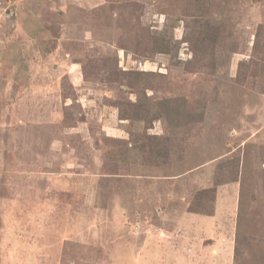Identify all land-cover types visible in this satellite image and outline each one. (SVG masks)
<instances>
[{
  "label": "rangeland",
  "instance_id": "1",
  "mask_svg": "<svg viewBox=\"0 0 264 264\" xmlns=\"http://www.w3.org/2000/svg\"><path fill=\"white\" fill-rule=\"evenodd\" d=\"M261 24L264 0H0V264H264Z\"/></svg>",
  "mask_w": 264,
  "mask_h": 264
},
{
  "label": "trees",
  "instance_id": "2",
  "mask_svg": "<svg viewBox=\"0 0 264 264\" xmlns=\"http://www.w3.org/2000/svg\"><path fill=\"white\" fill-rule=\"evenodd\" d=\"M209 24V23H208ZM208 24H206L204 27H206ZM263 29H264V24H261L260 26H259V29H258V33H257V36H258V39H257V42H255V48L257 47V46H261L260 45V43L262 44V37H261V34H262V32H263ZM179 100H181V99H179ZM173 109H175V112L174 113H177L178 111H179V109L178 108H174L173 106H169V111L170 112H173ZM205 243H207V242H205ZM208 244H210V242L208 243ZM236 249L237 250H235V253H236V255H237V257H238V254H239V252H238V246L236 247ZM199 256H200V254H198ZM198 256V257H199ZM186 258V257H185Z\"/></svg>",
  "mask_w": 264,
  "mask_h": 264
},
{
  "label": "crops",
  "instance_id": "3",
  "mask_svg": "<svg viewBox=\"0 0 264 264\" xmlns=\"http://www.w3.org/2000/svg\"><path fill=\"white\" fill-rule=\"evenodd\" d=\"M189 216H186L185 218H188ZM194 223H195V221H193V219H192V222H191V225H194ZM205 242H206V239L204 240V243L203 244H205ZM211 245V244H210ZM200 250H196V251H199V253L201 252V251H203L202 250V247H200L199 248Z\"/></svg>",
  "mask_w": 264,
  "mask_h": 264
}]
</instances>
